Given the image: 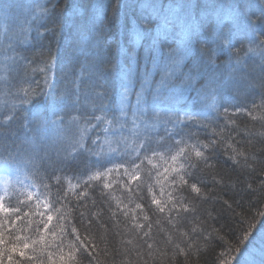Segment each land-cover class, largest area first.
<instances>
[{
	"label": "trees",
	"instance_id": "16d2710c",
	"mask_svg": "<svg viewBox=\"0 0 264 264\" xmlns=\"http://www.w3.org/2000/svg\"><path fill=\"white\" fill-rule=\"evenodd\" d=\"M259 102L261 1L0 0L7 243L46 233L13 259L264 264Z\"/></svg>",
	"mask_w": 264,
	"mask_h": 264
},
{
	"label": "snow or ice",
	"instance_id": "6c2138e0",
	"mask_svg": "<svg viewBox=\"0 0 264 264\" xmlns=\"http://www.w3.org/2000/svg\"><path fill=\"white\" fill-rule=\"evenodd\" d=\"M137 40L140 39L139 34L137 35ZM254 49H249V51H253ZM237 60L240 59V55L239 52L240 50L237 49ZM54 62V60H53ZM177 65H179L181 62L177 61L176 62ZM176 70L178 71L179 68L177 67ZM186 82L189 83H195V79L193 78L191 81L188 80V78L186 77ZM207 98V97H206ZM210 106H215V97H211L210 99ZM260 109H261V113H260V118L262 120H264V103H262L260 105ZM219 135V134H218ZM197 156H201L202 153L200 152H196ZM95 178V177H93ZM183 178H181L182 180ZM192 190L198 192L199 189L195 186L192 185ZM156 203H159L158 201H154ZM20 209L19 208H15V209H9L6 206H4L3 204H0V245H4L5 247L3 249H0V255H2L4 258H6L7 261H11V264H19V261H16L13 259V254L19 255L20 257H26L28 260L33 261L35 259V257L33 255H29V253L26 251L29 248H32L33 245L39 243L41 245H43L45 243V239H46V233L45 234H41L39 237V240H33L31 242H29L27 240L26 237H20V236H16L14 238V242L11 244L7 243V223H8V217L10 215H13L15 213H19ZM24 216H27L28 214L25 213L23 214ZM17 219H21V216H17ZM52 219L51 216L48 217V220L50 221ZM28 223H31V220L28 221ZM15 226V225H13ZM48 228V224L45 223V229ZM17 231H19V229H17ZM45 249L43 247H41L40 249H33V251H39V252H43ZM49 256H51V253H49ZM61 259H63V256L60 257ZM0 264H2V262H0Z\"/></svg>",
	"mask_w": 264,
	"mask_h": 264
},
{
	"label": "clouds",
	"instance_id": "9594fccd",
	"mask_svg": "<svg viewBox=\"0 0 264 264\" xmlns=\"http://www.w3.org/2000/svg\"><path fill=\"white\" fill-rule=\"evenodd\" d=\"M250 49V48H249ZM248 49V50H249ZM262 103H264V102H259V103H257V104H252L251 106H250V110L247 112V115L251 118V120L252 121H256V120H261L262 122H264V120H262L261 118H260V113H261V109H260V105L262 104ZM237 112H244V110L243 109H237ZM230 123H235V121L233 120V121H230ZM227 147H229V148H232V150H233V152H236V149L234 148V146L233 145H231L230 143L229 144H227ZM239 155H241V156H243L245 153H244V150H240L239 151V153H238ZM235 155H233L232 156V159H233V161H235Z\"/></svg>",
	"mask_w": 264,
	"mask_h": 264
},
{
	"label": "rangeland",
	"instance_id": "374dc122",
	"mask_svg": "<svg viewBox=\"0 0 264 264\" xmlns=\"http://www.w3.org/2000/svg\"><path fill=\"white\" fill-rule=\"evenodd\" d=\"M260 1L264 3V0H260ZM260 1L258 0L259 4H260ZM249 2H250V0H244V3L246 5H248ZM116 168H118L116 165L108 166L107 168L103 169L102 173H106V174L114 173ZM9 179H10V177H9L7 169L1 168L0 169V187H3L9 181Z\"/></svg>",
	"mask_w": 264,
	"mask_h": 264
}]
</instances>
